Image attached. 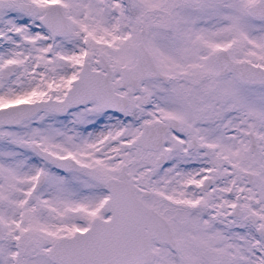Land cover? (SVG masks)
I'll list each match as a JSON object with an SVG mask.
<instances>
[{
	"label": "snow or ice",
	"instance_id": "1",
	"mask_svg": "<svg viewBox=\"0 0 264 264\" xmlns=\"http://www.w3.org/2000/svg\"><path fill=\"white\" fill-rule=\"evenodd\" d=\"M0 264H264V0H0Z\"/></svg>",
	"mask_w": 264,
	"mask_h": 264
}]
</instances>
